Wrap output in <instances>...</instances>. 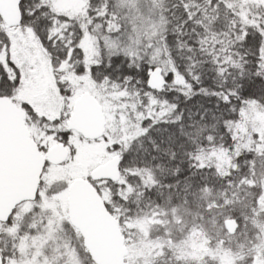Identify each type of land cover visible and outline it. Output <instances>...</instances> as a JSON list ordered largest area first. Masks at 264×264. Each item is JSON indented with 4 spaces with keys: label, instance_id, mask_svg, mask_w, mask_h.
<instances>
[{
    "label": "snow or ice",
    "instance_id": "snow-or-ice-1",
    "mask_svg": "<svg viewBox=\"0 0 264 264\" xmlns=\"http://www.w3.org/2000/svg\"><path fill=\"white\" fill-rule=\"evenodd\" d=\"M0 264H264V0H0Z\"/></svg>",
    "mask_w": 264,
    "mask_h": 264
}]
</instances>
